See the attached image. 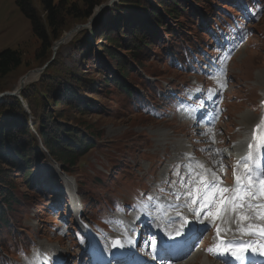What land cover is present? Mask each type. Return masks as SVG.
I'll return each mask as SVG.
<instances>
[{"label": "rangeland", "instance_id": "1", "mask_svg": "<svg viewBox=\"0 0 264 264\" xmlns=\"http://www.w3.org/2000/svg\"><path fill=\"white\" fill-rule=\"evenodd\" d=\"M58 1L55 0V2ZM227 1L186 0L185 6L188 12H185L184 16L178 20L169 21L171 34L160 31L159 38L152 42L153 46L148 48V51L140 53L138 64L134 63L128 77L124 78L113 67L111 68L113 65L109 64L99 48L100 43L104 41L96 40L94 35L91 38L87 37L84 31L78 32L81 28L92 30L100 25L101 13L115 7L110 0H104L100 5H107L106 9H99L97 12L96 8L100 6L95 8L94 12L97 14L93 13L89 21L67 29L58 40L63 38V42L57 47L55 45L58 41L53 43L51 58L40 64L35 59V51L39 43L31 31L30 22L22 15L14 0H0V52L6 49L15 50L20 53L22 59V65L8 73L1 81L0 93H12L19 98L17 96L19 89L23 90L27 84L31 83L21 78L32 72L37 75L38 73L34 72L37 70L42 73L46 65L58 56L61 57L65 69L72 71L75 64L78 69L92 76L96 83L100 79V74L97 73L104 70V73H107L106 76L111 75L112 77L108 87H98L88 93L84 92L83 97L91 101L95 108V114L92 116L94 127L97 128V135L92 139L95 148L78 160L74 168L64 173L71 181V185L78 188L80 197L91 204V217L93 215L99 217L108 211L106 209L111 199L116 197L126 199L136 187L143 185L146 187L144 190L147 188L150 190L154 183L163 181L167 172V169L164 170L167 162L174 161L179 156V151L187 148L191 132L182 119L184 116L182 102L174 101L169 112L165 109L161 113L163 119L149 118L141 114L138 107L142 102L153 101L152 104L158 109L157 105L160 103L155 100L157 99L155 86L161 87L162 83L179 86L189 81L192 84L195 75L189 76V71H184L188 63L173 62L177 56L183 57L186 47L195 53L209 46L212 41H218L220 37L217 23H221L226 13L231 11L230 6L234 7L233 0ZM152 2L153 0L147 1L148 4H153ZM33 4L38 8L36 0ZM244 17L247 20L246 12ZM80 25L83 27L76 28ZM202 27L207 33H204ZM233 28L232 25L231 29ZM256 29L262 33L258 32L254 35L252 44L255 46L244 48L233 59L229 67L231 88L228 94V110L224 113L225 117L219 123V130H217L219 147L226 145L227 137L234 142L242 139V133L247 124L258 118L255 102L258 98L257 93L262 94L264 88V11L262 20L257 23ZM68 33L70 35L65 37ZM78 43L83 44L82 49L88 47L93 55V58L89 56L85 58L88 61L85 68L80 61L77 62L76 45ZM208 57L202 52L199 59L203 62ZM202 68L205 72L210 71L207 66L205 68L202 66ZM21 80L25 86L20 84ZM114 80L127 84L130 96L115 87ZM37 81L32 83L36 84ZM196 93L193 92L194 95ZM20 97L22 99L21 95ZM22 104L28 111L26 103L23 101ZM175 108L178 113L177 120L170 117ZM28 113L31 121L32 116L29 111ZM242 114L251 116V118L244 123L245 126L240 125L239 127V120L241 121L239 117ZM33 133L36 134L35 131ZM37 145V150L40 149L44 153L43 147L39 143ZM211 149L212 142L208 138L204 144H201V150L209 152L207 156L213 159L214 151ZM150 161L155 166H151ZM228 161L229 159L225 161L226 169H229L226 164ZM52 163L48 160L39 165V171H41L40 167L45 171L41 178L44 179L43 185H39L40 187L30 185L22 178V172L15 170L11 179L12 186H10L13 203L9 208L6 204L2 205V210L7 209L5 220L8 225L3 223V218L0 219V223H3L0 225L1 261L7 260L5 256L11 257V255L4 254L1 246L5 247L8 254L11 251L15 256L19 251L35 245L41 249L49 247L51 251L64 250L72 253L74 244L71 239L64 238L60 241L57 238L58 233L51 232H57L55 227L68 219L64 196L59 188L55 191L59 181L62 182L64 177L61 173H57V168L56 173L51 172L49 167L53 165ZM41 179H37L38 183H41ZM157 196L160 197V194ZM56 245L60 246L59 249L54 247ZM187 263L209 264V261L193 257L185 264Z\"/></svg>", "mask_w": 264, "mask_h": 264}, {"label": "trees", "instance_id": "2", "mask_svg": "<svg viewBox=\"0 0 264 264\" xmlns=\"http://www.w3.org/2000/svg\"><path fill=\"white\" fill-rule=\"evenodd\" d=\"M36 1L38 8L34 6V0H14V3L30 22L31 31L38 40L35 59L39 64L51 58L53 43L67 29L86 23L95 8L104 2ZM186 3V0H153V4H148L146 0H118L114 8L101 13L100 25L91 33L96 40L104 41L99 48L109 64L113 65L111 68L127 78L133 64H138L140 53L153 46L152 42L159 38L160 31L171 34L169 21L178 20L188 12ZM84 34L87 35V31ZM82 47L81 43L76 45L77 62L80 61L85 68L88 62L85 58H93V55L88 47ZM21 65L18 51L6 49L0 52V92L1 81ZM72 71L65 69L58 56L47 64L36 84L29 83L23 88L20 95L32 116L31 121L17 97H3L0 102V219L3 218L5 225H8L5 220L7 209L2 210V205L6 204L9 208L13 203L10 186L15 170L22 172V178L30 185L38 187L43 185L44 179L41 178L45 174L43 168L40 167L39 171L38 167L47 159L56 163L61 171L68 172L95 148L92 142L97 135V128L92 122L95 108L83 94L98 87H108L112 77L106 76L104 70L97 73L100 79L96 83L92 76L75 64ZM113 84L130 96L128 85L123 81L114 80ZM38 143L44 153L37 150ZM38 178L41 183H38Z\"/></svg>", "mask_w": 264, "mask_h": 264}, {"label": "snow or ice", "instance_id": "3", "mask_svg": "<svg viewBox=\"0 0 264 264\" xmlns=\"http://www.w3.org/2000/svg\"><path fill=\"white\" fill-rule=\"evenodd\" d=\"M210 78L215 76L210 74ZM223 87V85H220ZM199 91V90H198ZM211 92V90H209ZM264 119L261 124L256 126L253 132V143L249 144V155L241 163H238L234 170L235 185L233 188L221 187L222 182L214 178H209L210 170L204 169L203 165H197L200 171L197 172L191 166H187V179L182 178L179 182L181 191H174L173 195L177 201L183 200V204L167 205L168 208L187 210L197 217H201V212L207 210L201 219L211 218L212 222L221 220L225 223H235L236 231L241 236H254L260 238V243L256 241L241 240L224 241L220 240L213 248L208 251L215 255H229L234 258L235 264H245V254L257 248L264 250V165L256 168L251 162L254 160L253 149H257L261 159L264 160V135L258 134L262 131ZM192 158L189 157V160ZM244 168L240 173L238 169ZM176 175H180L177 171ZM214 176V173L212 174ZM175 184L176 181H166ZM152 198L149 197V200ZM225 217L227 219H225ZM184 223L187 220L184 219ZM205 231L208 230L207 225ZM221 231H231L217 227V237Z\"/></svg>", "mask_w": 264, "mask_h": 264}, {"label": "bare ground", "instance_id": "4", "mask_svg": "<svg viewBox=\"0 0 264 264\" xmlns=\"http://www.w3.org/2000/svg\"><path fill=\"white\" fill-rule=\"evenodd\" d=\"M97 9V8H96ZM97 12H98V9L96 10ZM97 12H94V14H97ZM65 38V37H64ZM61 44V43H60ZM59 44V45H60ZM35 76H36V74H34V73H31V74H29L28 75V77H25L23 80H26L27 82L28 81H31L33 78H35ZM22 79V78H21ZM262 81V80H261ZM20 84H21V82H20ZM27 84V83H26ZM22 86H25V84H22ZM18 89V87L16 88V90ZM240 119H241V121L239 120V127H240V125H244V123H246V122H248L249 120H250V118H251V116H248V115H246V114H242L240 117H239ZM252 120V119H251ZM254 121H250L248 124H247V126H249V128L251 127V125H252V123H253ZM242 126H241V128H242ZM245 126V125H244ZM162 134V133H161ZM160 138H161V136H160ZM164 140V139H163ZM181 142V141H180ZM222 143V142H221ZM176 144V143H175ZM178 144V143H177ZM176 144V145H177ZM175 145V146H176ZM179 146H184V145H179ZM179 148V147H178ZM181 148V147H180ZM237 149H241L242 150V152H244L245 151V146L244 145H242V143H241V141L239 140V141H236L235 143H234V145H232V147H230V151L231 152H234L235 150H237ZM222 152H223V155H224V157L225 158H227V155H228V152H227V149H222ZM171 162V161H170ZM162 164V163H161ZM47 246V245H46ZM45 249V248H44ZM50 249V248H49ZM54 251V250H53ZM196 260V259H195ZM187 264H191V263H187ZM196 264V263H195ZM209 264H213V263H211L210 261H209Z\"/></svg>", "mask_w": 264, "mask_h": 264}, {"label": "water", "instance_id": "5", "mask_svg": "<svg viewBox=\"0 0 264 264\" xmlns=\"http://www.w3.org/2000/svg\"><path fill=\"white\" fill-rule=\"evenodd\" d=\"M107 8V5H102V6H100V7H98L97 9L99 10V9H106ZM81 27V25L80 26H77L76 28H80ZM76 29H74V31H75ZM70 34L68 33L65 37H67V36H69ZM63 42V38L60 40V41H58L57 42V44L55 45V47H57V46H59V44L60 43H62ZM54 47V48H55ZM34 72H36V73H39L40 71H34ZM33 73V72H32ZM28 76V74L27 75H25L24 77H22V80L25 78V77H27ZM22 80H21V83H22ZM23 84V83H22ZM22 87V86H21ZM22 90V88L21 89H19V91H18V93H17V96H19V98L18 99H20L21 101H22V99H21V97H20V91ZM3 96H13V94H7V93H0V99L3 97ZM23 102V101H22ZM25 108H26V106H24Z\"/></svg>", "mask_w": 264, "mask_h": 264}]
</instances>
